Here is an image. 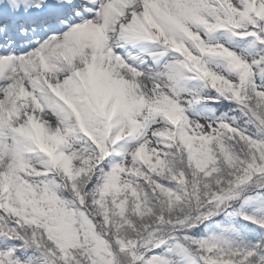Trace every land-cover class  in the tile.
Segmentation results:
<instances>
[{
    "label": "snow or ice",
    "instance_id": "obj_1",
    "mask_svg": "<svg viewBox=\"0 0 264 264\" xmlns=\"http://www.w3.org/2000/svg\"><path fill=\"white\" fill-rule=\"evenodd\" d=\"M264 0H0V264H264Z\"/></svg>",
    "mask_w": 264,
    "mask_h": 264
},
{
    "label": "trees",
    "instance_id": "obj_2",
    "mask_svg": "<svg viewBox=\"0 0 264 264\" xmlns=\"http://www.w3.org/2000/svg\"><path fill=\"white\" fill-rule=\"evenodd\" d=\"M257 211H264V208L258 209Z\"/></svg>",
    "mask_w": 264,
    "mask_h": 264
}]
</instances>
